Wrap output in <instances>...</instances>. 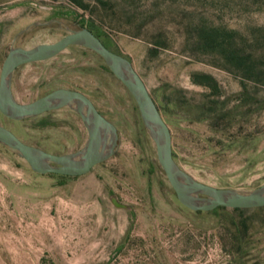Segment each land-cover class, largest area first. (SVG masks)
I'll use <instances>...</instances> for the list:
<instances>
[{
  "label": "rangeland",
  "instance_id": "374dc122",
  "mask_svg": "<svg viewBox=\"0 0 264 264\" xmlns=\"http://www.w3.org/2000/svg\"><path fill=\"white\" fill-rule=\"evenodd\" d=\"M80 1L83 8L71 0H0V66L12 46L53 42L92 25L140 75L183 173L240 192L262 186L264 0ZM200 28L234 30L261 74L243 78L220 52H206ZM10 81L17 102L57 87L83 92L115 140L80 175L34 172L0 144V264H264V207L181 205L134 99L93 50L70 45L17 66ZM0 124L55 154L75 152L87 138L69 107L21 120L0 113Z\"/></svg>",
  "mask_w": 264,
  "mask_h": 264
},
{
  "label": "water",
  "instance_id": "95a60500",
  "mask_svg": "<svg viewBox=\"0 0 264 264\" xmlns=\"http://www.w3.org/2000/svg\"><path fill=\"white\" fill-rule=\"evenodd\" d=\"M70 45L84 46L97 53L112 75L130 93L142 123L155 143L157 161L181 205L193 211L211 210L219 206L252 208L264 205V184L256 189L240 192L214 187L183 173L174 160L169 127L140 75L128 58L106 47L100 38L86 27L71 30L53 42L37 44L30 48L12 46L1 62L0 113L3 116L21 120L61 107H69L80 115L87 131L86 142L81 149L55 154L23 142L0 124V144L22 157L32 171L42 174L80 175L100 162L111 152L114 145L112 124L79 90L57 87L29 102H17L11 94L10 75L17 66L51 58ZM110 201L116 207H126L114 197H110Z\"/></svg>",
  "mask_w": 264,
  "mask_h": 264
},
{
  "label": "trees",
  "instance_id": "16d2710c",
  "mask_svg": "<svg viewBox=\"0 0 264 264\" xmlns=\"http://www.w3.org/2000/svg\"><path fill=\"white\" fill-rule=\"evenodd\" d=\"M75 5L84 7L80 0H71ZM96 36L92 25L88 28ZM236 32L234 30H227L219 32L217 29H204L198 30V42L200 46L207 51L220 52L225 61H227L243 78H252L259 76L261 70L256 66L251 54L243 47H239L238 42L235 40ZM98 37V36H97ZM262 207V206H258ZM264 207V205H263ZM233 211H240L242 208H230Z\"/></svg>",
  "mask_w": 264,
  "mask_h": 264
},
{
  "label": "bare ground",
  "instance_id": "6f19581e",
  "mask_svg": "<svg viewBox=\"0 0 264 264\" xmlns=\"http://www.w3.org/2000/svg\"><path fill=\"white\" fill-rule=\"evenodd\" d=\"M108 146V145H107Z\"/></svg>",
  "mask_w": 264,
  "mask_h": 264
}]
</instances>
